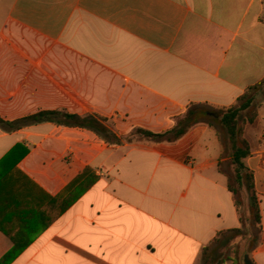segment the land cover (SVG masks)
Masks as SVG:
<instances>
[{"label": "crops", "instance_id": "crops-1", "mask_svg": "<svg viewBox=\"0 0 264 264\" xmlns=\"http://www.w3.org/2000/svg\"><path fill=\"white\" fill-rule=\"evenodd\" d=\"M263 17L264 0H0V117L63 109L119 136L170 130L191 104L229 106L264 78ZM244 135L262 216L248 255L264 264V103ZM229 160L207 123L121 145L54 122L0 127V260L200 264L243 226Z\"/></svg>", "mask_w": 264, "mask_h": 264}, {"label": "trees", "instance_id": "trees-1", "mask_svg": "<svg viewBox=\"0 0 264 264\" xmlns=\"http://www.w3.org/2000/svg\"><path fill=\"white\" fill-rule=\"evenodd\" d=\"M264 20V17L262 18ZM263 95L260 99L259 96ZM264 103V78L250 85L236 101L229 106L212 108L203 104H191L184 115L176 117V123L170 130L155 133L146 129L136 128L128 136H119L107 117L96 113L77 114L63 109L40 110L36 113L10 121L0 117V127L7 131L18 130L22 127L41 122H54L59 125L86 128L94 131L111 145H121L132 142L141 137L156 142H175L182 138L193 126L207 123L215 127L224 149L228 148L229 164L220 162V171L228 178V188L233 194L236 208L240 215L242 227L220 231L211 244L207 245L202 254L200 264H224L232 260L235 264H245V255L260 245L262 238V216L260 199L257 195L253 171L246 165L245 158L251 153L250 143L245 137V127L254 123L258 117L260 106ZM222 127V130L218 128ZM229 165L230 168H226ZM89 187L83 185L82 190ZM76 196H71V202ZM252 200V204L250 203ZM249 210L248 217L244 214V207ZM255 227L252 235L247 230V223ZM239 236L250 238L248 248L242 255L230 253L233 240ZM15 249L0 260V264L10 262Z\"/></svg>", "mask_w": 264, "mask_h": 264}, {"label": "rangeland", "instance_id": "rangeland-1", "mask_svg": "<svg viewBox=\"0 0 264 264\" xmlns=\"http://www.w3.org/2000/svg\"><path fill=\"white\" fill-rule=\"evenodd\" d=\"M262 97H263V95L259 96L260 99H261ZM218 128L221 129V131L223 130L222 127H220V126H218ZM223 131H224V130H223ZM225 153H226V154H227V153L229 154V152H228V148H226ZM226 168H230V167H227V166H226ZM244 214H245L246 217H248V215H249V210L247 209V206L244 207ZM247 230H248V232L250 233L249 235H252V234L254 233V231H255V227H253V225H251V224L248 222V223H247ZM249 243H250V238H248V239H247V238H243V239L237 241V242L234 244L233 248L231 249L230 253H231L232 255H237V256L240 257V256L242 255L243 251H244L246 248H248Z\"/></svg>", "mask_w": 264, "mask_h": 264}, {"label": "water", "instance_id": "water-1", "mask_svg": "<svg viewBox=\"0 0 264 264\" xmlns=\"http://www.w3.org/2000/svg\"><path fill=\"white\" fill-rule=\"evenodd\" d=\"M250 203L252 204V200H250ZM245 264H253L248 254L245 255Z\"/></svg>", "mask_w": 264, "mask_h": 264}]
</instances>
